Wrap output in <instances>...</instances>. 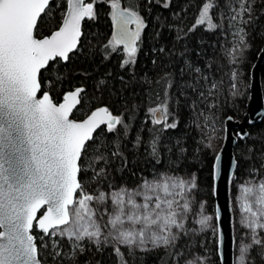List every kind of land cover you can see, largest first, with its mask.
<instances>
[{"label":"snow or ice","instance_id":"snow-or-ice-1","mask_svg":"<svg viewBox=\"0 0 264 264\" xmlns=\"http://www.w3.org/2000/svg\"><path fill=\"white\" fill-rule=\"evenodd\" d=\"M97 2L63 0L60 26L50 35L37 38L38 21L51 14L54 0H0V264H42L41 253L49 247L54 261L67 258L69 264H75L77 254L85 251L86 238L98 249L101 244H111L118 264H128L120 246L128 249L129 256H135L137 250L148 252L160 247L171 257L183 255L172 249L179 236L187 234L184 221L191 212L189 194L196 187L195 178H145L136 189L116 188L111 182L105 185V169L96 171L92 162L85 160L88 142L95 141L93 133L101 125H106L108 132H116L121 126L126 135L129 125L123 116H114L102 107L82 122L69 119L72 108L80 103L83 89L79 88L67 93L59 105L47 91L38 97L42 70L55 72L58 59L67 61L69 53L78 50L82 21L95 18ZM107 2L115 27L108 46L116 51L123 45L128 56L124 64L134 63L145 21L135 6H122V0ZM213 7L211 2L203 4L197 25L207 22L209 29L216 27L209 15ZM241 11H247L243 4ZM132 24L135 30L129 27ZM148 112L153 125H162L160 131L177 126L167 122V91L164 100ZM136 143H141L139 137ZM158 144L159 135L154 133L148 142L154 157L158 156ZM95 159L106 162L103 155ZM220 161L217 155V175ZM89 170L96 184L91 192L81 179ZM137 197H142V202ZM235 203L240 213L238 223L245 231L233 264H249L254 246L264 254V181L239 185ZM43 208L46 210L38 217ZM197 215L200 231L211 227L213 217L204 214L203 203ZM219 217L217 208L216 219ZM34 230L42 235H33ZM56 237H66L70 250L64 251L60 239H53ZM202 259L193 257L185 264H200Z\"/></svg>","mask_w":264,"mask_h":264},{"label":"trees","instance_id":"trees-1","mask_svg":"<svg viewBox=\"0 0 264 264\" xmlns=\"http://www.w3.org/2000/svg\"><path fill=\"white\" fill-rule=\"evenodd\" d=\"M236 1L122 0V5L138 9L146 25L138 41L134 63L124 64L128 56L123 47L119 45L113 51L112 46H108L113 37L110 3L98 0L95 18H87L83 23L78 50L70 53L67 61L58 59L55 72L51 68L42 70L41 92H50L55 102L61 101L69 91L78 87L84 89L73 113L75 119H83L95 108L107 106L122 115L129 125L126 135L121 126L116 132H108L106 126H102L94 135L95 141L88 142L85 160L91 161L96 171L105 169V185L111 182L116 188H137L145 178L149 180L165 173L192 176L196 184L193 210L203 203L213 216L211 227L203 231L195 222L196 211L184 221L187 234L182 233L172 249L182 256L171 257L164 247L148 252L137 250L135 256H129L128 249L120 246L128 264H185L193 257L204 258L205 264H221L214 162L223 144L226 118L242 119L247 111L252 68L264 46V0L245 1L247 11L241 19L245 37L228 44L227 16L233 12ZM206 2L214 4L209 12L216 25L212 29L207 22L196 24ZM63 9V0H54L51 14L38 22V37L51 34L60 26ZM261 76L264 89V64ZM165 91L168 94L167 122L177 126L160 131L162 125L152 124L148 109L164 100ZM202 112L216 127L211 134L204 133ZM248 131V136L240 138L235 148L238 165L231 195L238 181L264 176V118L250 124ZM154 133L159 135V152L155 157L148 148ZM137 137L141 140L138 145ZM97 145L100 146L98 151ZM117 151L118 155H112ZM99 155H103L106 162L96 160ZM91 176L92 170H89L81 177L90 192L96 187ZM233 215L236 239L241 237L243 229L236 222L234 208ZM33 234L42 235L36 230ZM53 239H60L64 251L70 250L67 238ZM45 240L51 244L48 237ZM37 245L40 246L39 240ZM83 247L85 251L77 254L75 264H118L111 244H101L98 249L85 239ZM51 251V247L42 251L43 263L69 264L67 258L58 257L54 261L49 255ZM248 261L264 264L259 246L250 250Z\"/></svg>","mask_w":264,"mask_h":264},{"label":"water","instance_id":"water-1","mask_svg":"<svg viewBox=\"0 0 264 264\" xmlns=\"http://www.w3.org/2000/svg\"><path fill=\"white\" fill-rule=\"evenodd\" d=\"M88 2L91 1L85 0V3ZM94 9H95V5H94ZM85 19L82 21V27ZM129 27L135 30L134 24L129 25ZM114 31H115V27L113 24V34ZM82 34H83V30H82ZM43 37L37 36V38H43ZM120 46L123 47V45ZM136 46H138V42ZM263 64H264V46L260 51L258 58L252 68L250 99L244 117L242 119H235L234 117L229 116L225 120L224 141L220 151L217 154L221 157L220 169L218 175L216 172V159L214 162V190H215V199H216L215 213L217 211V208L219 209L220 212L219 220L217 219L216 220L218 227V254L220 257L221 264H233L235 260L236 240H235V232H234V215H233V206H232V198H231L232 181L238 165V161L235 155V148L240 138H245L248 136L249 134L248 126L250 124L259 122L264 118V89H263L262 76H261ZM78 88L83 89L82 87H78ZM75 90L69 92H73ZM82 92L79 94V100L81 99ZM42 94L43 92L38 93V97L41 96ZM50 96L52 97L51 94ZM53 102L56 103L57 105L64 103V97L59 102H55L53 99ZM78 105L79 103L72 108L69 114V119L77 122H82L86 120L91 115V113L96 109L107 107V106H99L95 108L92 112H90L85 118L75 119L73 117V113ZM109 111L114 116H119L118 114H115L112 110L109 109ZM102 126H106V125H101L100 128ZM100 128H98L97 130H99ZM97 130L93 133V136L95 135ZM244 133H246L247 135H243ZM45 210L46 208L41 209L37 213V216L39 217L40 215H42L43 211ZM234 240H235V246H234ZM42 264H46V263L42 262Z\"/></svg>","mask_w":264,"mask_h":264},{"label":"rangeland","instance_id":"rangeland-1","mask_svg":"<svg viewBox=\"0 0 264 264\" xmlns=\"http://www.w3.org/2000/svg\"><path fill=\"white\" fill-rule=\"evenodd\" d=\"M245 1L246 0H237L234 4V7H233V12L231 14H229L227 16V30L229 32V41H228V44H231L234 40L236 39H239V40H243L244 37H245V34H244V30H243V27L241 25V22H242V17L244 15V11H241V4L244 5V8H245ZM233 17H235V19H233ZM201 114V121H202V126H203V130H204V133L205 135H208V134H211L215 131L216 127L213 126L210 122H209V119L208 117L206 116V114H204L203 112L200 113ZM224 141V140H223ZM161 176H176V177H183L185 178L186 180H191L193 177L192 176H182V175H178V174H173V173H165V174H162L160 175L159 177H156V178H160ZM150 181L153 180V178L149 179ZM260 181H264V176L263 177H259V178H250V179H247L245 181H238L237 183H235L234 187H235V190L233 192V195H231V198H232V206L234 208V211H235V215H236V222L237 224L239 225L238 223V219H239V211L236 207V203H235V197L239 194V185L241 184H245V183H249V184H252V185H257ZM127 188V187H126ZM128 189H136V188H128ZM193 192H194V189L191 190L189 196H190V201H191V205H192V208H191V212L188 214V217L190 216V214L194 211H196V219H199V216L197 215V213L199 212L200 210V205L199 204L196 208V210H193ZM160 195H163V193H159ZM142 197H137V200L138 202H142ZM204 205V204H203ZM204 214L205 215H210L212 216L211 213H209V211L206 209L205 205H204ZM213 217V216H212ZM213 221V219H212ZM212 221L210 222V224H212ZM199 225V224H198ZM200 226V225H199ZM240 226V225H239ZM241 227V226H240ZM243 229V228H241ZM173 231H177V229L173 228ZM245 231V229H243V232ZM243 234V233H242ZM241 234V236H242ZM262 236H264V232L261 233ZM66 238V237H65ZM240 238L241 237H237L235 240H236V246H235V257L236 255H238V251H237V248L239 246V242H240ZM87 239V238H86ZM247 242V241H246ZM94 243V242H93ZM95 244V243H94ZM192 259V258H191ZM200 264H205L203 259L200 261Z\"/></svg>","mask_w":264,"mask_h":264}]
</instances>
